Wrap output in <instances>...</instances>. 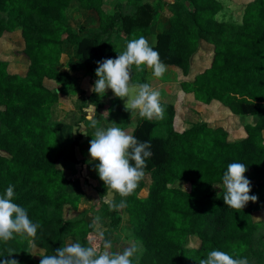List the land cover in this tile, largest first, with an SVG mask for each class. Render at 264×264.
<instances>
[{
  "label": "trees",
  "instance_id": "obj_1",
  "mask_svg": "<svg viewBox=\"0 0 264 264\" xmlns=\"http://www.w3.org/2000/svg\"><path fill=\"white\" fill-rule=\"evenodd\" d=\"M105 2L0 0V41L8 38L5 54L0 52L6 57L0 55V194L12 185L13 202L42 226L35 248L19 238L0 241V261L39 264L40 256L53 254L62 244L79 240L89 245L95 233L92 221L80 212L84 195L61 167L59 126L66 117L61 93L74 80L61 69L60 59L71 48L92 87L97 61L116 58L114 40L123 37L125 47L143 35L148 40L154 36L160 60L180 72V99L162 105V120L139 119L131 133L151 144L152 156L144 178L125 198L126 206L110 210L103 202L106 188L97 190L109 221L106 238L111 240L120 225L121 211L141 247L139 264H199L211 250L264 264V218L255 219L264 212V0H233L243 9L239 23L218 20V0H166L161 31L154 3L117 0L110 13ZM76 4L95 26L74 29L67 22L65 16ZM204 50L211 55L208 64L194 65ZM185 96L216 114L251 122L243 123L238 136L221 121L181 128L176 118ZM88 103L102 106L93 92L82 98L84 107ZM70 159L76 163L73 154ZM234 162L247 166L249 195L258 197L239 211L222 199V175ZM145 187L146 196H140ZM67 211L76 215L66 217ZM9 248L16 251L11 256Z\"/></svg>",
  "mask_w": 264,
  "mask_h": 264
},
{
  "label": "clouds",
  "instance_id": "obj_2",
  "mask_svg": "<svg viewBox=\"0 0 264 264\" xmlns=\"http://www.w3.org/2000/svg\"><path fill=\"white\" fill-rule=\"evenodd\" d=\"M155 38H153L154 43ZM150 69L152 76L162 78L167 66L160 60L159 53L153 44L141 35L126 42L124 50L115 59L97 61L95 80L90 91L101 97L110 89L113 96L124 101V111L130 114L131 127H138L140 120H162L165 108L161 104V93L152 88L149 83L133 82V70L136 72ZM95 131L91 135L88 154L89 162H97L94 167L99 179L103 182L106 193L104 202L110 210H117L126 206L125 198L131 195L144 178L146 160L152 156L151 144L140 142L119 125L104 128L97 127L92 122ZM81 134L87 135L84 127ZM247 166L243 163H230L222 175L223 202L233 210H241L251 201L255 203L256 195H249L251 182L244 173ZM120 197L119 202L116 196ZM16 194L14 187L9 185L0 194V241L28 240L31 247H37L35 239L37 231L42 226L33 222L27 208L13 202ZM90 228L94 230V237L86 246L76 240L55 250L51 255L40 256L39 264H139L141 247L138 242L130 241L128 247L122 251H113V243L105 236L101 218L94 217ZM95 241H99L97 244ZM16 252L8 249V256ZM0 264H19L15 259H5ZM199 264H249L248 259L233 258L220 250H211L206 258L200 259Z\"/></svg>",
  "mask_w": 264,
  "mask_h": 264
},
{
  "label": "rangeland",
  "instance_id": "obj_3",
  "mask_svg": "<svg viewBox=\"0 0 264 264\" xmlns=\"http://www.w3.org/2000/svg\"><path fill=\"white\" fill-rule=\"evenodd\" d=\"M122 3L125 0H120ZM149 1L154 3L159 8V13L156 17V22L158 30L161 31L166 26V19L164 18L166 12L165 1L166 0H141ZM222 4V11L218 14V20H224L229 22L239 23L241 21L243 9L241 6L232 3L233 0H218ZM117 0H106L105 10L107 12H113V7ZM67 22L74 28L78 29L80 26L90 27L95 26V22L89 20L85 17L84 13L79 10L77 4L71 6L65 16ZM154 36L149 37V43L153 44ZM5 37L0 41V52L4 55L2 48L5 45ZM15 43L17 40L15 37L12 39ZM113 53L115 56L119 52L124 50V39L119 37L113 42ZM0 55L3 58L2 54ZM210 52L204 50L201 52V57H197L196 63L194 65L204 64L206 66L209 62ZM61 69L68 72L74 80V85L69 88L63 89L61 93L60 105L66 112V117L63 119L59 126V139L61 141V147L63 149L64 158L62 162V170L65 176H68L69 180H75L79 183L78 190L84 195L83 202L80 207V212L84 215L86 220H93L94 217L99 216L101 218L102 227L107 230L108 220L102 214V204L100 198L97 194L98 189H104L105 186L103 182L99 179L97 172L95 170V163L89 162L90 156L88 154L89 142L91 140V135L95 131L92 127V122L95 121L97 127H110L112 123H115L122 127L129 134L133 132L135 128L131 127L130 124V114L124 111V101L113 96L110 89L106 90L105 94L100 97L102 106L98 107L95 103H88L86 107L82 104V98L90 96L91 85L89 83V78L86 75L85 68L82 64L73 59V52L71 48L67 50L60 59ZM133 82L149 83L152 88L158 90L161 93V104H172L175 105L179 97V82L181 80V74L174 68L168 67L162 78H155L152 76L150 69H145L140 72L133 70L132 74ZM182 103V102H181ZM215 115V117H214ZM179 119V124L181 128H185L189 124H196L200 121H208L211 123L222 122V125L227 128L229 132L237 135L240 133L241 126L245 122H251V118L247 119H236L227 118L221 112L217 114L212 110L202 109L201 111H194L191 107H188L186 103L179 107V113L177 115L176 121ZM139 118H137L136 123H138ZM178 122V121H177ZM84 127L86 129L87 135L81 134L80 128ZM237 130V132H236ZM239 130V131H238ZM79 137V143L77 147L72 149L71 145L75 139ZM74 155L75 162L73 163L70 159L71 155ZM148 182V181H147ZM146 187L140 193V196H146ZM106 189H104L105 199ZM116 201L119 202L120 197L117 195L115 197ZM105 203V202H104ZM108 207V205L105 203ZM109 208V207H108ZM117 209L118 211L121 210ZM76 215L72 211L66 212V217ZM121 223L112 235L113 251H122L124 248L130 246L129 242L133 241L132 233L127 224L126 217L120 211ZM264 212L257 214L255 219H263ZM196 246V242L190 243Z\"/></svg>",
  "mask_w": 264,
  "mask_h": 264
},
{
  "label": "crops",
  "instance_id": "obj_4",
  "mask_svg": "<svg viewBox=\"0 0 264 264\" xmlns=\"http://www.w3.org/2000/svg\"><path fill=\"white\" fill-rule=\"evenodd\" d=\"M183 103H186V105L194 109V111H201L202 109L207 110V107L205 105L195 102L192 96H185L182 103H180L181 107Z\"/></svg>",
  "mask_w": 264,
  "mask_h": 264
}]
</instances>
